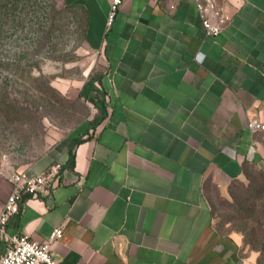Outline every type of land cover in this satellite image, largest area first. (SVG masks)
<instances>
[{
  "label": "crops",
  "instance_id": "0c3cea01",
  "mask_svg": "<svg viewBox=\"0 0 264 264\" xmlns=\"http://www.w3.org/2000/svg\"><path fill=\"white\" fill-rule=\"evenodd\" d=\"M66 1L99 57L79 90L98 115L18 169L63 165L52 193L9 218L0 255L8 236L44 242L65 223L62 264H258L209 195L264 171V130L248 127L264 121V0H220L232 19L216 36L194 0H122L110 27L112 0ZM10 191L5 179L0 211Z\"/></svg>",
  "mask_w": 264,
  "mask_h": 264
},
{
  "label": "rangeland",
  "instance_id": "374dc122",
  "mask_svg": "<svg viewBox=\"0 0 264 264\" xmlns=\"http://www.w3.org/2000/svg\"><path fill=\"white\" fill-rule=\"evenodd\" d=\"M98 63L86 45L80 9L66 0H0V184L5 174L97 118L98 108L79 90L96 76ZM249 176L234 183L229 198L215 191L209 195L221 229L243 227L233 196H242V184L258 178L254 169Z\"/></svg>",
  "mask_w": 264,
  "mask_h": 264
},
{
  "label": "built area",
  "instance_id": "2783aa9c",
  "mask_svg": "<svg viewBox=\"0 0 264 264\" xmlns=\"http://www.w3.org/2000/svg\"><path fill=\"white\" fill-rule=\"evenodd\" d=\"M122 0H112L107 25L110 27L116 17ZM208 36L218 35L231 21L232 15L220 0H194ZM174 6H172L173 8ZM248 127L253 131L264 130L263 120H250ZM63 170L61 163H54L38 175H28L25 171L14 169L5 178L11 184L4 206L0 211V233L7 235L9 218L21 211L26 199L44 197L52 193L60 183ZM65 223L56 227L48 240L39 242L28 234L8 236L5 251L0 255V264H62L53 254L54 242L64 235Z\"/></svg>",
  "mask_w": 264,
  "mask_h": 264
},
{
  "label": "trees",
  "instance_id": "16d2710c",
  "mask_svg": "<svg viewBox=\"0 0 264 264\" xmlns=\"http://www.w3.org/2000/svg\"><path fill=\"white\" fill-rule=\"evenodd\" d=\"M99 122L100 119L95 120V124ZM252 169L255 170L258 178L249 179L247 186L242 184L243 195L238 198L233 196V211L235 212V217L243 223V227L239 231L244 236V244L260 251V261L264 255V171ZM247 177H250L249 171Z\"/></svg>",
  "mask_w": 264,
  "mask_h": 264
}]
</instances>
